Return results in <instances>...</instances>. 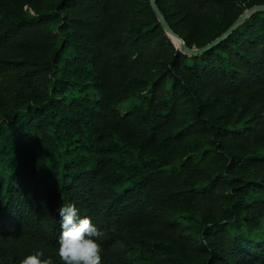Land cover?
<instances>
[{
	"label": "trees",
	"instance_id": "1",
	"mask_svg": "<svg viewBox=\"0 0 264 264\" xmlns=\"http://www.w3.org/2000/svg\"><path fill=\"white\" fill-rule=\"evenodd\" d=\"M156 1L190 49L264 6ZM67 204L102 264H264V12L190 56L150 0H0V264H62Z\"/></svg>",
	"mask_w": 264,
	"mask_h": 264
},
{
	"label": "clouds",
	"instance_id": "2",
	"mask_svg": "<svg viewBox=\"0 0 264 264\" xmlns=\"http://www.w3.org/2000/svg\"><path fill=\"white\" fill-rule=\"evenodd\" d=\"M58 214L61 227L58 256L62 264H102L103 230L90 218H81L75 204L60 207ZM20 264H52V261L44 259V253L38 251L23 258Z\"/></svg>",
	"mask_w": 264,
	"mask_h": 264
},
{
	"label": "water",
	"instance_id": "3",
	"mask_svg": "<svg viewBox=\"0 0 264 264\" xmlns=\"http://www.w3.org/2000/svg\"><path fill=\"white\" fill-rule=\"evenodd\" d=\"M150 3H151V7L153 8V11L157 15L160 23L162 24L164 30L167 32L168 36L172 39L177 40L180 43V45H181L180 50L182 51V53L190 55V56H200V55L207 53L208 51L213 50L214 48H216L217 46L222 44L224 41H226L228 38H230L254 14H256L258 12H264V6L253 7L252 9L248 10L243 16H241L239 18V20L221 38L217 39L216 41L212 42L211 44L205 46L202 49H190L187 47L185 41H183V39H181L169 27L166 19L164 18L163 14L159 10V7L157 5V1L156 0H150Z\"/></svg>",
	"mask_w": 264,
	"mask_h": 264
},
{
	"label": "rangeland",
	"instance_id": "4",
	"mask_svg": "<svg viewBox=\"0 0 264 264\" xmlns=\"http://www.w3.org/2000/svg\"><path fill=\"white\" fill-rule=\"evenodd\" d=\"M171 41L173 42V44H174L178 49L181 48V45H180V43H179L177 40L171 38ZM92 95H93V93H91V96H92ZM129 108H130V104L128 103V104H126V105H124V106L122 107V111L125 112V111L129 110Z\"/></svg>",
	"mask_w": 264,
	"mask_h": 264
}]
</instances>
